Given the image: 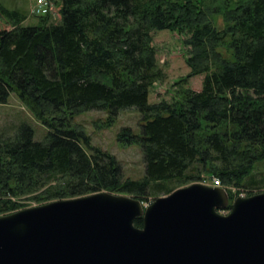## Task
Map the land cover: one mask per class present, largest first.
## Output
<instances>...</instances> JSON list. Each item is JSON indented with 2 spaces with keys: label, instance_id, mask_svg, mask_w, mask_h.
Listing matches in <instances>:
<instances>
[{
  "label": "trees",
  "instance_id": "trees-1",
  "mask_svg": "<svg viewBox=\"0 0 264 264\" xmlns=\"http://www.w3.org/2000/svg\"><path fill=\"white\" fill-rule=\"evenodd\" d=\"M185 2L60 0L59 20L50 11L33 15L38 24L0 2L9 23L0 24V103L16 92L49 129L43 141L27 123L0 136V215L22 207L23 197L45 203L105 190L144 199L168 181L199 180L191 170L212 171L227 187L264 183V172H253L264 162V0H238L221 29ZM164 29L189 31V75L204 74L201 89L173 103L149 100L162 76L152 33ZM130 107L141 131L125 126L118 138L142 146L138 179L125 178L116 156L73 122L94 108L110 124Z\"/></svg>",
  "mask_w": 264,
  "mask_h": 264
},
{
  "label": "water",
  "instance_id": "water-1",
  "mask_svg": "<svg viewBox=\"0 0 264 264\" xmlns=\"http://www.w3.org/2000/svg\"><path fill=\"white\" fill-rule=\"evenodd\" d=\"M0 264H264V192L193 182L148 205L99 191L26 207L0 215Z\"/></svg>",
  "mask_w": 264,
  "mask_h": 264
},
{
  "label": "rangeland",
  "instance_id": "rangeland-1",
  "mask_svg": "<svg viewBox=\"0 0 264 264\" xmlns=\"http://www.w3.org/2000/svg\"><path fill=\"white\" fill-rule=\"evenodd\" d=\"M183 1H186L185 3H193L195 7L205 9V11L213 18L214 25L219 29L227 26L230 13L238 3V0ZM0 2L11 9H18L27 14L28 17L25 24H38L40 20L42 21L41 17L30 15L32 0H0ZM52 3V13L49 18L58 21L59 16L56 13V10L60 0H52ZM0 24L2 26L9 25L5 19H0ZM188 35V30L164 29L153 31L152 42L157 50V61L159 67L162 69V76L154 82L150 89L149 100L151 102L160 100H166L171 103L177 102L181 100L182 93L185 89H201L204 74L189 75L191 67L187 63V58L190 56V47L185 43ZM223 51L227 55H230L229 49L226 46L223 48ZM140 118L141 115L139 110L135 107H130L121 110L116 120L109 124L108 112L104 109L93 108L78 113L74 116L73 122L78 128L84 129V131L90 136L92 145L101 147L116 156L121 164L125 178L138 179L145 173L142 146L138 143L125 144L119 140L118 134L125 126H130L135 133H140ZM23 123H27L33 127L35 140L43 141L46 139L49 133L48 127L38 120L33 111L22 102L16 92L12 91L7 102L0 103V136L7 137L13 135L16 132V129ZM200 132H197L196 135L199 140L202 139V134ZM197 172V170H191L189 171V174H200L201 180L204 178L211 180L215 176V174L209 170L205 172ZM253 172L257 176L262 175L264 172V162H259L253 169ZM200 179H191L186 182L183 180L168 181L167 183H164V186L161 185L157 191H154V194L150 193L146 198L141 200L144 205H148L158 196L169 194L171 191L166 193L168 188H170V190L173 188L174 190L177 187L201 181ZM226 188L228 189L229 194L235 198L239 195L248 196L264 192V183L256 187L228 186ZM112 193L134 196L129 193ZM19 202L22 203L23 206L17 210L44 204L38 203L35 199H25L24 197Z\"/></svg>",
  "mask_w": 264,
  "mask_h": 264
},
{
  "label": "built area",
  "instance_id": "built-area-1",
  "mask_svg": "<svg viewBox=\"0 0 264 264\" xmlns=\"http://www.w3.org/2000/svg\"><path fill=\"white\" fill-rule=\"evenodd\" d=\"M53 6L52 0H34L30 7L31 15H41L46 14L51 11ZM221 184L220 179L215 178L214 184L219 186Z\"/></svg>",
  "mask_w": 264,
  "mask_h": 264
},
{
  "label": "bare ground",
  "instance_id": "bare-ground-1",
  "mask_svg": "<svg viewBox=\"0 0 264 264\" xmlns=\"http://www.w3.org/2000/svg\"><path fill=\"white\" fill-rule=\"evenodd\" d=\"M215 178H218V179H220L219 177H217V176H214L211 180H208V179H206V178H204V179H200L201 181H197V182H202V183H205V184H210V185H212V184H214V179ZM220 182H221V180H220ZM216 186V185H215ZM219 186H223V187H227V186H224L223 184H222V182H221V184L219 185ZM230 198H231V201H233V197L230 195Z\"/></svg>",
  "mask_w": 264,
  "mask_h": 264
},
{
  "label": "crops",
  "instance_id": "crops-1",
  "mask_svg": "<svg viewBox=\"0 0 264 264\" xmlns=\"http://www.w3.org/2000/svg\"><path fill=\"white\" fill-rule=\"evenodd\" d=\"M32 1H34V0H32ZM32 3H33V2H31V4H32ZM26 20H27V19H26ZM26 20H25V21H26ZM25 21H24V23H25Z\"/></svg>",
  "mask_w": 264,
  "mask_h": 264
}]
</instances>
